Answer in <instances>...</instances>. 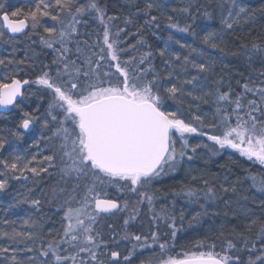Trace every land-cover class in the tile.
<instances>
[{
  "label": "snow or ice",
  "instance_id": "obj_1",
  "mask_svg": "<svg viewBox=\"0 0 264 264\" xmlns=\"http://www.w3.org/2000/svg\"><path fill=\"white\" fill-rule=\"evenodd\" d=\"M181 3L182 7H173L172 11L195 20L193 0ZM163 7L157 0H145L144 8L138 10L150 16L144 26L159 27V17L151 13L161 11L165 15ZM201 7L197 6L195 12H200ZM217 9L219 28L205 27L197 32L189 23L181 26L171 15H166L167 27L228 55L225 35L253 17L241 0H217ZM202 15L209 21L215 19L207 9ZM86 17L103 26V46L99 53H93L95 60L85 56L78 63L83 53L79 26L88 24ZM49 20L51 25L47 24ZM117 20L107 16L99 0H37L28 10H8L0 3V39L7 36L9 42L16 41L19 34L38 35L43 28L39 42L52 50L51 65L55 66L53 70L46 64L35 79L19 78L20 72L27 73L29 67L34 70V65L26 64V60L0 59V66L15 65L0 76V108H19L21 112L16 130L10 135L22 140L24 133L39 123L44 130L40 140L49 149L47 154L38 151L30 159L19 154L0 159V176L4 177L0 179V191L6 190L9 178L27 181L26 173L42 178L44 174L52 175L49 170L54 168L64 184L58 189L53 187L48 200L50 205L56 202L57 213L62 212L60 229L45 233L43 217L27 219L24 225L31 231H0V238L10 242L0 247V254L11 253L4 256L10 264H37L36 255L25 261L19 255L24 252H38L44 258L39 264H264V218L251 215L248 204L255 200L240 191L246 180L251 189L264 194V80L259 85L254 81L242 83L243 91L235 95L231 88L221 91L222 80L212 81L215 86L210 87L209 76L215 75L220 58L206 57L202 49L180 43L172 35L169 41L186 48L188 54L161 50L159 55L168 58L158 71L152 51L139 53L137 45L144 44L143 38L127 45L121 34L128 30L120 27ZM132 23L133 19H124L125 25ZM73 43L77 59L71 58L69 45ZM121 44L126 46L122 48ZM240 49L231 55L244 56L249 62L259 57L264 64V44L253 41L251 46L241 44ZM129 51L139 54L122 59L121 53ZM193 54L202 59H192ZM105 61L106 70H102ZM33 84L45 89L49 97L42 114H37L39 108L26 111L21 106L30 95L25 86ZM249 93L255 98L248 99ZM169 102L176 105L175 110H170ZM202 104L215 109L213 122H208V113H201ZM191 136L206 137L211 143L190 144ZM6 143L7 138L0 137V151ZM35 147L40 149L39 141ZM199 148L213 156L231 149L260 169L255 173L249 170L244 180L237 178L227 184L219 182V178L211 181L203 175L197 177L185 165ZM180 171L190 177L188 182L169 193L157 187L159 181ZM198 179L202 184L192 183ZM110 188L120 198L110 197ZM178 200L186 207L177 216ZM19 203H28L39 212L42 201L26 195ZM260 205L264 207V199ZM120 212L127 213L121 233L105 240L96 228L97 222ZM142 214L150 216L154 230L150 227L147 233L139 234L130 231V222ZM186 214L190 216L189 228L202 225L206 218L213 220L203 239L178 241ZM161 225L168 231H161ZM121 240L130 245L123 253L119 250ZM113 244L117 247H110ZM177 247L180 251H176ZM81 253H87V260Z\"/></svg>",
  "mask_w": 264,
  "mask_h": 264
},
{
  "label": "trees",
  "instance_id": "obj_2",
  "mask_svg": "<svg viewBox=\"0 0 264 264\" xmlns=\"http://www.w3.org/2000/svg\"><path fill=\"white\" fill-rule=\"evenodd\" d=\"M159 4L164 6L162 11L165 15H161V11H153L151 15H156L159 17V27L155 26H144V20L150 19V16H144L142 12H139V9L144 8L145 0H99L100 6L105 9L107 16H115L118 18L116 23L120 27L127 28V34L122 33L121 36L127 45L137 44V41L143 38L144 44L137 45L139 53L146 51H152L153 53V63L156 69L159 71L165 67L164 57L159 55V52L162 50V41L168 39L169 35H172L174 40H179L180 43H186L202 49L207 57H219L222 62H218L215 67V75L209 76V86L214 87L211 82L215 80H222L223 83L219 85L221 91H226L229 88L232 89L233 94L242 92L241 87L244 82L254 81L256 85L260 84L261 80H264V76L261 75L264 72V64L261 63L259 57H254L251 62L247 60L244 56H233L231 55L234 51H240L241 44H249L255 41L256 43L264 44V0H241L245 5H248L249 13L252 15V19L247 23L241 21L240 25L235 28V31L230 32L225 35L226 42V51L228 55H222L218 50L208 48L207 46L201 44L199 40L194 41L193 38L186 33L175 32V30L167 27L166 15H171L174 18V21H178L181 26L184 23H189L192 25V29L200 32L201 29L207 27V29L219 28V14L217 9V0H193V14L197 17L195 20L190 19L184 14L178 12H173L172 8L182 7L181 0H157ZM37 0H20L16 8H22L28 10L33 8ZM203 6L200 8V12H195L197 6ZM207 9L213 13L215 19L209 21L206 20L202 13ZM131 18L134 23L125 25L124 19ZM88 19V24H81L79 26V36L78 40L80 41L83 53L79 54L80 58L78 63H80L85 56H91L93 60L96 59V56L93 53H99V47L103 46L102 43V33L103 26L99 24L97 20ZM141 26H143V31H141ZM115 31V29H113ZM38 35H33L29 32L28 36H21L18 40H22L28 44L31 49L37 55V63L33 68H28L27 73H24L20 78L35 79L36 76L40 73L41 69L44 66L50 65L53 70L54 65H51V61L54 58V53L51 49L44 47L39 41L40 36L44 33L38 32ZM203 33L201 32V35ZM84 41H87V44H84ZM98 45V46H97ZM125 44H121L120 47H125ZM72 48L71 58L77 59L78 54L75 51V43L69 45ZM134 51L122 52L121 58L128 59L129 56L133 54H139ZM1 59V58H0ZM107 61L102 63V70H106ZM227 65L225 68L224 65ZM251 64V66H250ZM114 71V69H112ZM250 78V79H249ZM240 83H237V82ZM27 89H31L37 96V101L39 102L40 114L44 112L47 107L49 97L46 94V90L39 88L37 85L25 86ZM248 99H253L250 93L247 95ZM170 110H175L176 105H173L169 102ZM201 113H208L207 120L208 122H213L212 112L215 111L214 108H211L208 104H202ZM15 108H10L7 114L0 113V137L7 138L10 137V127L12 126L11 120L9 119V113ZM190 119V117H189ZM13 126L17 127L16 121L13 120ZM22 131V130H21ZM204 131L208 132L210 129L205 128ZM201 141L205 143H211L207 141L206 137H197L191 136L189 138L190 144L200 143ZM191 167L193 174L197 177L203 175L205 178H208L211 181H216L219 178V182L225 184L235 181L237 178L244 180V177L247 175V172L250 170L255 173L260 169L259 165H254L252 162L246 160L244 157H240L238 153L234 152L231 149L222 150L221 155L213 156L211 152L207 149L199 148L195 157L191 161H187L185 167ZM54 176L52 178V184L50 185V190L53 187L57 189L63 187V181H61L60 176L58 175V169L54 170ZM227 176L228 179L225 180L224 177ZM190 177L185 174L184 171H180L175 174L174 177H165L163 180L157 183L164 193H169L174 188H179L182 182H188ZM192 183L202 184V181L199 179L197 181H192ZM215 186L219 190V183H216ZM240 191L244 194L249 195L250 198H254L255 202H250L248 207L251 209V215L256 218H264V207L260 205V201L264 199V194L256 192L254 189H251L248 182L245 180L244 184L241 186ZM109 196L116 199L120 198V194L116 192L115 189H109ZM46 206L44 207L46 211L51 214H60L62 218V212L57 213L55 208V201L52 205L48 203V200L51 199V192L48 195ZM121 202L123 200L121 199ZM164 201H158V203H163ZM186 207L183 201H177L176 214L179 215L181 208ZM220 210H223V204L220 205ZM126 212H120L116 215L105 216L102 220H99L96 224L98 228L103 233V238L109 240L111 236L121 233L123 228V219L126 217ZM190 219V216L186 214L185 222L183 225L184 230L178 233V241L180 243H191L196 239H203L207 234L208 225L213 223L212 219L206 218L202 225L193 226L191 228L187 225V220ZM217 222H219L217 220ZM111 224L112 227L109 228L108 225ZM179 226V221H177ZM154 226L150 220V216L142 214L137 218L136 221L130 222L129 230L139 234L141 231L147 233L149 228ZM161 231H168L165 226L161 225ZM119 238L118 236L116 237ZM46 246V242H45ZM128 241L121 240L119 243V250L123 253L129 247ZM259 246V245H258ZM110 247H117L116 245H110ZM69 251H73L69 249ZM176 251H180L177 247ZM82 257L87 260V253H81ZM44 259L43 257H41ZM247 257L245 256V259ZM138 264V262H137Z\"/></svg>",
  "mask_w": 264,
  "mask_h": 264
},
{
  "label": "rangeland",
  "instance_id": "obj_3",
  "mask_svg": "<svg viewBox=\"0 0 264 264\" xmlns=\"http://www.w3.org/2000/svg\"><path fill=\"white\" fill-rule=\"evenodd\" d=\"M20 0H0V3L4 5V7L8 10H14L16 8L17 3ZM52 21H47V24L51 25ZM213 30V29H209ZM38 32L43 33V28H40ZM162 50L167 48L170 53L179 54L181 56L187 55V49L181 48L180 44L174 43L166 39L162 41ZM15 49V51H13ZM207 57V55H206ZM0 58L4 59L6 62L8 59L26 60V64L34 65L37 63V55L31 49V47L23 42L22 40H16L9 42L8 37L5 36L3 39H0ZM168 57H164V60ZM192 59L197 60L198 62L202 59L201 57L193 54ZM174 64H178V61L173 60ZM11 67H15V65H9L7 68L0 66V76L7 73ZM20 67H25V65H20ZM31 68V67H29ZM25 72L19 73V78L23 76ZM30 95L27 100L23 102L21 105L26 111H34L39 108V112L41 107L39 106V102L37 101V96L31 89H28ZM40 114V113H37ZM9 119L11 120V127L9 131L16 130L13 126V120L16 123H19L21 118V112L19 108H15V111L12 110L9 115ZM44 131L39 123H37L33 131L31 133H24V137L22 140H17L15 137L10 135L7 143L5 144V148L3 151H0V159H11L14 154H19L25 159H30L32 155L37 154L38 151L41 155L47 154L49 151L48 148L44 147L45 142L40 140V134ZM47 134V133H45ZM40 142V149L38 150L35 145L37 142ZM2 170V169H0ZM55 168L50 169L49 171L52 175L44 174L42 178H33L30 173H26L29 176V180H14L9 178L8 187L6 190L0 191V231H11L12 228H15L17 231H31L32 229L27 228L24 225V221L27 219L31 220H40L43 217V227L45 233L49 229H60L61 227V215L51 214L48 212H44L46 202L48 198L50 190V185L52 184V178L55 173ZM0 179H4L3 176H0ZM38 181V182H37ZM29 189H32L30 192ZM31 198H39L42 201L40 206V211L37 212L34 207H32L28 203H19V201L24 200L25 196ZM7 220L9 223L5 224L4 221ZM10 242L5 238H0V247L9 246ZM39 247V242L37 244ZM11 255L8 254H0V264H10V261L5 260L4 256ZM19 255L27 261V257L31 255H36L38 260L37 264L43 259L39 257L38 252L36 253H20Z\"/></svg>",
  "mask_w": 264,
  "mask_h": 264
},
{
  "label": "water",
  "instance_id": "obj_4",
  "mask_svg": "<svg viewBox=\"0 0 264 264\" xmlns=\"http://www.w3.org/2000/svg\"><path fill=\"white\" fill-rule=\"evenodd\" d=\"M26 31H29V30H27L26 29ZM21 36H25V35H23V34H19V37H21ZM18 37V38H19ZM0 113H2V114H7L8 113V109H4V108H0ZM33 129V128H32ZM32 129H30V131L32 130ZM29 131V132H30ZM22 132H23V130H22ZM28 133V132H27Z\"/></svg>",
  "mask_w": 264,
  "mask_h": 264
},
{
  "label": "bare ground",
  "instance_id": "obj_5",
  "mask_svg": "<svg viewBox=\"0 0 264 264\" xmlns=\"http://www.w3.org/2000/svg\"><path fill=\"white\" fill-rule=\"evenodd\" d=\"M33 128H34V126H33ZM32 131H33V129H32L30 132H28V133H31ZM28 133H27V134H28Z\"/></svg>",
  "mask_w": 264,
  "mask_h": 264
}]
</instances>
